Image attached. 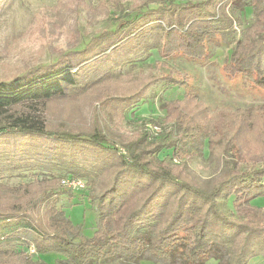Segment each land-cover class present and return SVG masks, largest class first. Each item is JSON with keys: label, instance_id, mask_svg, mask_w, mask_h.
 I'll use <instances>...</instances> for the list:
<instances>
[{"label": "trees", "instance_id": "16d2710c", "mask_svg": "<svg viewBox=\"0 0 264 264\" xmlns=\"http://www.w3.org/2000/svg\"><path fill=\"white\" fill-rule=\"evenodd\" d=\"M144 7L137 17L124 14V24L93 37L83 50L59 61L60 66L0 80V134L86 147L95 157L106 153L100 165L111 170L107 179L93 173L90 182L73 175L34 179L45 202L59 193L53 186L57 181L83 179L82 196L96 215L94 232L83 236L53 202L36 220L14 205L0 212V264H47L40 258L46 254L60 256L54 264H248L255 256L251 240L264 243V207L252 204L264 197V104L210 112L195 93L185 91L181 99L159 107L166 113L164 120L180 131L179 139L159 124L162 132L151 136L144 125L123 144L125 154L98 128L88 134L49 129L46 108L78 88V61L106 56L112 48L204 62L212 42L224 43L232 46L221 68L225 79L244 78L251 88L264 89L259 59L264 54V0H149ZM247 8L251 21L244 25ZM148 79V84L189 87L188 79L173 72L152 73ZM142 98L135 93L108 102L122 112ZM204 145L220 163V174L207 190L187 171L188 161ZM168 150L180 171L158 158ZM230 198L233 211L222 210L218 200ZM30 248L38 259L29 255Z\"/></svg>", "mask_w": 264, "mask_h": 264}, {"label": "rangeland", "instance_id": "374dc122", "mask_svg": "<svg viewBox=\"0 0 264 264\" xmlns=\"http://www.w3.org/2000/svg\"><path fill=\"white\" fill-rule=\"evenodd\" d=\"M148 3L149 0H0V80H11L41 67L60 66L59 61L83 50L93 37L124 24V14L137 17V12H145L144 6ZM249 10L247 8L242 15L244 25L251 21ZM210 47V57L204 62H189L181 57L164 60L154 51L127 53L114 48L107 51L106 56L83 63L72 60L80 63L75 69L78 88L71 90L67 99L46 108L47 125L52 130L84 134L98 128L123 150L127 139L146 124L163 125L162 128L172 130L179 139L180 131L164 120L166 113L159 107L164 101L181 99L185 91L195 93L210 112L264 104L263 88H251L244 78L227 81L223 76L221 68L229 59L232 46L212 42ZM259 59L264 70V54ZM172 72L188 79L189 87L148 84L149 74ZM135 93L143 94V98L127 111L113 109L108 102L113 97L124 98ZM103 156L106 153L95 157L86 147H72L44 138L0 134V212H9L15 205L30 212L36 220L44 216L46 207L53 202L57 208L65 210L83 236L91 237L96 215L81 191L65 193L61 191L59 180L53 184L59 193L45 202L43 188L32 182L69 175L83 176L90 182L93 173L97 174L96 178L107 179L111 170L100 165ZM158 158L164 159L172 171L182 169L178 160L172 158L171 150L163 151ZM187 171L207 190L220 174V163L208 155L204 145L201 154H195L188 161ZM218 202L222 210L233 211L232 198ZM252 204L264 207V197L254 199ZM33 206L35 209L29 210ZM14 245L24 247L19 243ZM251 248L255 256L248 264H264V243L251 240ZM33 258L38 259L36 254ZM40 258L54 264L60 256L46 254ZM206 264H215V261Z\"/></svg>", "mask_w": 264, "mask_h": 264}, {"label": "built area", "instance_id": "2783aa9c", "mask_svg": "<svg viewBox=\"0 0 264 264\" xmlns=\"http://www.w3.org/2000/svg\"><path fill=\"white\" fill-rule=\"evenodd\" d=\"M145 131H147L151 136H156L161 132V129L157 125H145ZM122 154H125L123 150H120ZM60 187L63 188L65 191L71 192H83L86 190V183L83 179H62L60 181ZM30 255H34L35 252L31 248L28 250Z\"/></svg>", "mask_w": 264, "mask_h": 264}]
</instances>
